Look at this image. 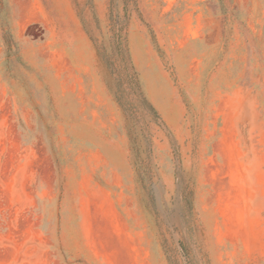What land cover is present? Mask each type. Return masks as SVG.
I'll return each mask as SVG.
<instances>
[{
	"label": "rangeland",
	"instance_id": "374dc122",
	"mask_svg": "<svg viewBox=\"0 0 264 264\" xmlns=\"http://www.w3.org/2000/svg\"><path fill=\"white\" fill-rule=\"evenodd\" d=\"M0 33V264H264V0H0Z\"/></svg>",
	"mask_w": 264,
	"mask_h": 264
},
{
	"label": "bare ground",
	"instance_id": "6f19581e",
	"mask_svg": "<svg viewBox=\"0 0 264 264\" xmlns=\"http://www.w3.org/2000/svg\"><path fill=\"white\" fill-rule=\"evenodd\" d=\"M72 34L74 35V31H72ZM75 40L77 41V44L75 43V46H76L77 50L80 52V54H81V57L80 58H82L83 61H87V58L85 56V48H86V45L84 43L83 38L81 37L80 34H75Z\"/></svg>",
	"mask_w": 264,
	"mask_h": 264
},
{
	"label": "crops",
	"instance_id": "0c3cea01",
	"mask_svg": "<svg viewBox=\"0 0 264 264\" xmlns=\"http://www.w3.org/2000/svg\"><path fill=\"white\" fill-rule=\"evenodd\" d=\"M16 36H18V33L16 34ZM0 42H3V37L1 36V33H0Z\"/></svg>",
	"mask_w": 264,
	"mask_h": 264
},
{
	"label": "trees",
	"instance_id": "16d2710c",
	"mask_svg": "<svg viewBox=\"0 0 264 264\" xmlns=\"http://www.w3.org/2000/svg\"><path fill=\"white\" fill-rule=\"evenodd\" d=\"M154 111V109H152Z\"/></svg>",
	"mask_w": 264,
	"mask_h": 264
}]
</instances>
